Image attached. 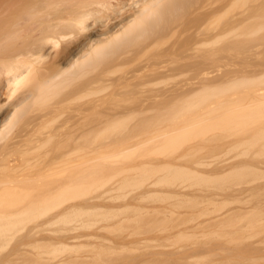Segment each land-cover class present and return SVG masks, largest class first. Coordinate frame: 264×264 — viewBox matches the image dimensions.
Returning a JSON list of instances; mask_svg holds the SVG:
<instances>
[{
    "label": "bare ground",
    "instance_id": "obj_1",
    "mask_svg": "<svg viewBox=\"0 0 264 264\" xmlns=\"http://www.w3.org/2000/svg\"><path fill=\"white\" fill-rule=\"evenodd\" d=\"M195 103L205 105L196 114ZM237 120L253 130L230 142L236 153L172 154ZM219 189L254 205L227 207L234 199ZM192 198L205 208L182 215L191 219L158 221ZM143 210L157 221L138 216V230L130 213ZM250 216L264 221V0H0V238L20 232L8 254L0 243V264L156 252L191 220L241 217L231 222L241 227Z\"/></svg>",
    "mask_w": 264,
    "mask_h": 264
},
{
    "label": "rangeland",
    "instance_id": "obj_2",
    "mask_svg": "<svg viewBox=\"0 0 264 264\" xmlns=\"http://www.w3.org/2000/svg\"><path fill=\"white\" fill-rule=\"evenodd\" d=\"M131 1V0H130ZM219 92V91H218ZM218 95V94H217ZM3 97H5V94L3 95ZM199 98H200V96H199ZM183 105L184 104H182V108H181V110H183ZM197 105V106H196ZM202 104H196L195 103V105H193V106H191L192 108H193V110L195 111V113H194V111L193 112H191L190 110H192L191 109V107H190V110H188L189 108H188V106L187 105H184V107L186 106V108H188L187 110L190 112H188V111H185L186 113H184L183 114V112L181 113L179 110V112L181 113V114H183V115H179V116H175V114L178 112H176V110H175V112H174V114H173V112L171 113L170 111L169 112H165V113H167V114H169V113H171L173 116H175V119L178 117L179 119H181V121H182V118H184V116H185V114H186V116H185V119H186V117H187V115L188 114H196V113H198V112H200V111H197V110H199L200 108H198V106H200L201 107V109L200 110H203L202 108H204V106L202 105ZM186 108H184V110H186ZM195 109H197V110H195ZM171 114H169V115H171ZM177 114H179V113H177ZM165 116V115H164ZM169 116H166V118H168ZM172 119V120H171ZM174 120V117L173 118H170V121H171V123H170V121H169V123L170 124H172V121ZM177 120V122H179L178 121V119H176ZM176 120L175 121H173V123L174 122H176ZM184 120V119H183ZM168 121L166 120V122L168 123ZM239 120H237L236 122H234L235 124H233V126H231V127H225V126H223V128L222 127H218V130L216 129H212V131L208 134L207 133V135L206 134H203L202 136H200V135H198L197 137H196V135L194 134V135H192L191 137H188L187 139L188 140H190L191 138H192V141L190 140V141H187V140H185V138H184V141H186V142H183V140L182 141H180V145L182 146L181 147V149H180V147H178V146H180L179 144H178V148L176 147V151H174L173 150V152H172V154H175L176 152H178L177 154H189V153H192V154H194V153H196L197 151H199V152H197L196 154H224V152L225 151H227V153L228 152H230L231 153V151H228V148H231V146H230V142H232V140H235V139H237V138H240V137H244V136H246V135H248L247 133H248V131H250V130H253V127L252 128H249L248 129V127H250L251 126V124H250V120L248 121V120H244V122H249V124H248V122L247 123H245V125L240 121V122H238ZM243 121V120H242ZM166 122H164L165 124H167ZM239 123L242 125H240L239 126ZM156 124L158 125V126H156ZM156 124H150L151 125V127H149L150 125H148V130L146 129V133H147V131H149L150 129H151V131H152V129L153 128H157V127H160V124L159 123H156ZM165 124H163V125H165ZM170 124H168L169 126H170ZM238 124V125H237ZM135 123H130V125H128V128H129V126H130V128H129V130H131V132H133L134 131V129H136L137 128V126L138 125H135ZM153 125H155V127L153 126ZM248 125V126H247ZM142 126V131H144L145 129H144V125H141ZM234 126H236L235 127V130H233V128H234ZM238 126V127H237ZM246 126H247V129H246ZM134 127V128H133ZM139 127H140V125L138 126V128H137V130L139 129ZM146 127V126H145ZM161 127H162V125H161ZM164 127V126H163ZM118 128L120 129V126L119 127H117V130H118ZM122 129H125V126L124 127H121ZM127 128V127H126ZM150 128V129H149ZM230 129V130H232L231 132L230 131H228V130H225V129ZM237 128V129H236ZM244 128V129H243ZM116 129V128H115ZM133 129V130H132ZM141 129V128H140ZM138 130V131H134V133H136V132H139V131H141V130ZM158 129V128H157ZM241 129L243 130V131H241ZM246 129V130H245ZM154 130V129H153ZM222 130V131H221ZM239 130V132L238 133H235L234 134V132H237ZM116 131V130H115ZM245 131V132H244ZM150 132V131H149ZM247 132V133H246ZM217 133H219V134H225V135H222V136H224L225 137V139H224V137H221V136H219L220 137V139H219V141L217 140L218 138H217V136H218V134ZM229 133V134H228ZM216 136V137H214V135ZM231 134H233V135H231ZM240 134H242V135H240ZM244 134V135H243ZM231 135V136H230ZM238 135V136H237ZM240 135V136H239ZM213 136V138H215V139H213V138H211ZM229 136V137H228ZM233 136V137H232ZM194 137H196V139L194 138ZM211 139H210V138ZM203 138V139H202ZM205 138H208V141L207 140H205ZM217 138V139H216ZM209 140H211L212 142H210ZM216 140V141H215ZM215 141V142H214ZM183 142V143H182ZM101 143H103V140H102V142ZM184 145V147H183V145ZM186 144V145H185ZM204 145H205V147H204ZM213 145V146H212ZM176 146V145H175ZM190 146H194V148H195V150L194 149H188ZM220 146H222V147H220ZM196 147H198L197 149H196ZM203 147L205 148V150H202V152L200 153V150L199 149H203ZM208 147V148H207ZM208 150H207V149ZM217 148V150H215ZM223 148V149H222ZM211 149V150H210ZM219 149V150H218ZM237 149V150H236ZM179 150V151H178ZM192 150V151H191ZM238 151V148H235L234 149V152H232L231 154H234V153H236V151ZM233 151V150H232ZM189 152V153H188ZM207 152V153H206ZM212 152V153H211ZM158 153V152H157ZM157 153H154V154H157ZM163 153V152H162ZM169 153H171V152H169ZM225 154H226V152H225ZM229 154V153H228ZM135 160V161H134ZM139 161V159H133V161L132 162H138ZM151 167V166H150ZM155 167H156V169L158 170V166H152L151 168H150V170H152V168H153V173H154V175H157V176H162L163 174H162V172H158L156 169H155ZM108 173H109V171H108ZM107 173V174H108ZM158 173V174H157ZM233 180L234 179H231V182H233ZM245 181V180H244ZM233 184L234 185H236L237 184V181H235V182H233ZM219 190H221V189H219ZM95 192H97L96 190H94ZM92 192V193H95V192ZM221 191H223V190H221ZM224 193H225V195H227V196H230L231 198L230 199H234V201L233 202H231L230 204H228V205H226L227 207H229V206H233V207H236L235 209H237V208H239V207H244L245 205H247V204H244V203H242L238 198H239V194L237 193V194H235V197H237V198H234V197H232V193H231V191H229L228 193L227 192H225V191H223ZM237 199V200H236ZM151 200H149V201H145V203H147V205H149V204H151V203H156V204H160V202H158V200H154V201H152V202H150ZM197 201V202H196ZM235 201H237V202H235ZM190 202V203H189ZM189 204L185 207L184 205H183V207H182V205L179 207V206H176L175 207V209H177V212L176 213H179V216L177 217L176 215H178V214H176L175 216H176V218H175V216L173 217V218H175L174 220H173V218L171 219V217H165V218H167V220H168V218H169V220L168 221H171V222H168L167 224H166V222H165V220L166 219H164V216L161 218H159V216H157L156 218L158 219L159 218V220L158 221H160V219H161V222L160 223H162L163 221H164V223H162L163 225H166V226H172L173 224H175V221L177 220V222H179V221H181V220H183L185 217V219H191V218H189V217H187V216H184V218L182 219V215L183 214H185L186 215V212H188V211H192V210H200V209H204L205 208V205H203V202H201V201H199V200H196V199H194L193 200V198H192V200H189ZM191 202H195V203H191ZM201 202V203H200ZM144 203V202H143ZM222 203H219L218 205H220V206H222L221 205ZM218 205H216L215 207H212V208H216V210H218V209H220V208H218ZM252 205H254V204H249V205H247L246 207H251ZM191 206V207H190ZM219 206V207H220ZM225 206V205H224ZM224 206H222V207H224ZM227 207H224V208H222V209H225V208H227ZM141 210V209H140ZM134 211H132L130 214V216L132 217V221H137V219H133V218H136V216H137V218H138V216H141L142 218H144V220H146V222L148 221V219L149 220H151V218L154 220V222H155V218H153L152 217V213H153V216H154V211H145V210H143V211H141V212H137L136 214H134V215H132V213H133ZM147 213H151L150 215H151V218L150 217H148V219H147V217L146 216H150L149 214L147 215ZM146 214V215H145ZM181 214V215H180ZM143 215V216H142ZM134 216V217H133ZM145 217H146V219H145ZM180 217V218H179ZM252 216H250V217H245V219H244V221H243V223H242V226L240 227H237V225H234V226H231V222H232V224H237L238 222H240L241 223V221L239 220L240 218H238V220L236 219L235 220V218H237V217H235V218H233V220H231V218L229 219V221L227 220V221H219V223L217 224V225H215V221L214 222H205L204 223V227L205 228H203L202 226L200 227L199 226V228L197 227L198 225H197V221H193V220H191L192 222H190L187 226H190L191 228H193V227H195V228H193V229H187V231L185 232V237L184 238H179V239H174V238H172V239H170L169 241H166L167 242V244L168 245H166V246H164L163 248H161V247H155V251L156 252H145L144 251V249L142 248V247H137V248H135V251L136 252H138V254L139 253H141V252H143L142 254H136V252H132V250L130 251V250H126L125 248H113V249H115L116 251H117V254H116V252H114V250L113 251H111L112 250V248L110 249V251H109V249H107L106 251H105V249H102V250H104V253L102 252V256L100 255L101 254V251H100V254L99 253H93V252H85L84 250V248L86 247H83V251L84 252H82L81 253V255L79 256V258H83V259H86L85 257H87V258H90V259H92V263H90V264H94V260L96 261V262H99V263H95V264H100V261L99 260H101L102 259V264H103V262H104V264H105V262H107V260L106 259H109L110 258V256H109V254H112L111 255V258H112V256L113 257H116V256H114V255H117L120 259L122 258V257H124V255L126 254L127 256L125 257V259L124 258H122L121 260L119 259H117L116 258V260L114 259V261H112V259L111 260H108V263H109V261H112V262H110L109 264H197L199 261H200V263L199 264H264V221H263V223L260 225V223H261V221H259L258 219H255V217H253V218H251ZM140 218V217H139ZM138 218V221L139 222H137V229L138 230H142V228H144L145 227V225H143V223L144 222H142L143 221V219H141V222H140V219ZM249 218H251V220L249 219ZM171 219V220H170ZM184 219V220H185ZM153 220H151V221H153ZM179 220V221H178ZM195 220V219H194ZM236 222H235V221ZM249 220H250V222H249ZM252 220L254 221V222H252ZM262 220H264V219H262ZM157 221V220H156ZM233 221H234V223H233ZM238 221V222H237ZM248 221V222H247ZM176 222V223H177ZM257 222H259V224H257ZM211 223V224H210ZM248 223H250V224H248ZM253 223V224H252ZM20 223H18V225H19ZM141 224V225H140ZM208 224H210V226L211 225H213V226H209V228H207V226L206 225H208ZM10 226L12 225L11 223L9 224ZM13 225H15V224H13ZM226 225V227H227V225L229 226L230 225V227H223V226H225ZM249 225V227H246V226H248ZM251 225L253 226L252 228H251ZM54 226H57V225H54ZM125 226H127V225H125ZM140 227V229H139V227ZM142 226V227H141ZM187 226H184V228H187ZM244 226L246 227V228H244ZM15 227V226H14ZM16 227H17V225H16ZM123 228L126 230V228H127V231H124V232H122L121 230H123ZM123 228L122 229H120V231H121V234H127V233H129V228L128 227H124L123 226ZM198 228V229H197ZM217 231H216V230ZM253 229V230H252ZM14 231H16L15 233H11L10 231H7V232H9V233H5V234H7V236L4 238V236H5V234H3V235H1V238H0V241H2V240H5V239H7V237H8V240H5L6 242H9V244L8 243H6L5 241H3V243L2 242H0L1 244H5V249L3 248V247H1L0 246V250H2V249H4L3 251L4 252H6V254H8L9 253V251L14 247V245H15V242L16 241H18L17 240V238H18V235H16L17 233L20 235V232H18V229L17 228H15V229H13ZM12 230V231H13ZM240 230V231H239ZM242 230H244V231H242ZM238 231V232H237ZM245 231H249V232H246L245 233ZM251 231V232H250ZM156 233H158L159 234V231H155ZM216 232V233H215ZM187 233V234H186ZM190 233V234H189ZM212 233H215V234H213L212 235ZM11 234L13 235V234H15V238L14 237H10L11 236ZM187 235V236H186ZM14 236V235H13ZM17 237V238H16ZM143 237V235H136L134 238L135 239H139V238H142ZM10 238V239H9ZM214 238V239H213ZM11 239H13V241L11 240ZM212 239V241H210V242H208V240H211ZM10 240V241H9ZM207 240V242H205ZM171 241V242H170ZM173 241V242H172ZM175 241H176V243H175ZM10 242H12V243H10ZM166 242H164V243H166ZM205 243H207L206 245H205ZM8 244V245H7ZM174 244H175V246H174ZM8 246H9V248H8ZM171 246V247H170ZM172 246H174V247H172ZM190 246H194V247H190ZM205 246V247H204ZM213 246H220L221 247V249H217V247L216 248H213ZM258 246H260V248L258 247ZM82 247H80V248H82ZM188 248L186 251H185V248ZM199 247V248H198ZM210 247V248H209ZM258 247V248H257ZM8 248V249H7ZM182 248V249H181ZM228 248V249H227ZM213 249V250H212ZM118 250L119 251H121V252H118ZM124 250H126V251H128V252H130V256H128V252H124ZM162 250H164L165 252H162ZM109 252V253H108ZM179 252V253H178ZM135 253V254H134ZM151 253V254H150ZM159 253V254H158ZM25 254V253H24ZM103 254H108L105 258H103V256H105V255H103ZM132 254H134V255H132ZM165 254H166V256H167V258H169V257H171V258H173V259H171V260H169V259H167L166 257V260H169V261H164V259H162L163 258V255L165 256ZM201 254L203 255L204 254V258L202 259L201 257H195V256H198V255H200L201 256ZM101 256L100 258H98V257H94V256ZM136 255H138V256H136ZM141 255V256H140ZM159 257H158V256ZM161 255V256H160ZM168 255H169V257H168ZM8 256V255H7ZM90 256V257H89ZM108 256H109V258H108ZM155 256V257H154ZM156 256L158 257L157 259H159L160 257V260L159 261H157V260H148L149 258H152V257H154V258H156ZM128 257V258H127ZM192 257V258H191ZM193 257H194V259H193ZM29 258V257H28ZM154 258H152V259H154ZM196 258V259H195ZM90 259H87V260H90ZM161 259H162V261H161ZM82 260V259H81ZM87 260H84V261H87ZM98 260V261H97ZM103 260H105V261H103ZM123 260H125V261H123ZM204 260V261H203ZM75 262V263H73V262ZM83 261V260H82ZM91 261V260H90ZM123 261V262H122ZM186 261V262H185ZM198 261V262H197ZM114 262V263H113ZM13 263V262H12ZM66 263H70V264H79L78 263V260H77V263H76V261H75V259L74 260H71V261H65L64 263H61V264H66ZM81 263H83V262H80V264ZM89 263V262H88ZM87 262H85V264H88ZM107 263V264H108ZM1 264H3V263H1ZM9 264H11V263H9ZM14 264V263H13ZM49 264H52V263H49ZM55 264H58V263H55Z\"/></svg>",
    "mask_w": 264,
    "mask_h": 264
}]
</instances>
